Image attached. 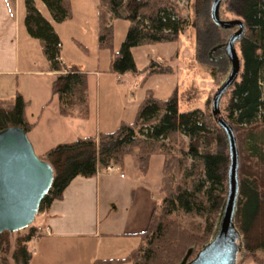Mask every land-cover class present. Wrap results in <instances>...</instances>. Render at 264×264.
Segmentation results:
<instances>
[{
    "label": "trees",
    "instance_id": "16d2710c",
    "mask_svg": "<svg viewBox=\"0 0 264 264\" xmlns=\"http://www.w3.org/2000/svg\"><path fill=\"white\" fill-rule=\"evenodd\" d=\"M204 1L196 0L197 4ZM24 2L26 31L40 42L50 71L56 74L52 93L58 97L60 114L69 117L79 110V115L86 117L87 74L62 62L60 37L37 8V2H41L52 21L62 24L72 18L70 0ZM236 2L246 24L240 46L243 73L231 88L226 112L232 126L243 135L249 166L239 176L235 226L245 246L241 263L250 260L252 264H264V254L260 256L264 253V0ZM100 8L102 46L110 47L113 36L108 15L129 22L126 37L111 63V71L117 75L138 74L133 49L178 43L186 26L174 0H100ZM145 71L148 75L173 74L156 62ZM27 104L20 93L13 99L0 100V131L20 127L31 133L36 123L27 119ZM222 132L208 112H182L178 88L166 101L148 91L132 124L123 122L114 133L59 144L40 158L52 166L54 181L38 214L43 221L76 178H94L100 169L122 165L127 156L135 157L138 170L147 176L152 158L161 156L163 199L155 207L147 229L139 235L144 246L123 260L95 264H182L192 253L191 262L214 238L227 200V157L219 150ZM41 227L32 225L17 236L12 252L16 264L31 263L32 243ZM11 234H0V253L7 254L10 249ZM0 264L9 262L4 258Z\"/></svg>",
    "mask_w": 264,
    "mask_h": 264
},
{
    "label": "rangeland",
    "instance_id": "374dc122",
    "mask_svg": "<svg viewBox=\"0 0 264 264\" xmlns=\"http://www.w3.org/2000/svg\"><path fill=\"white\" fill-rule=\"evenodd\" d=\"M174 1L178 4V10L183 19L186 20L181 41L133 49L132 53L138 74L117 75L112 73L111 63L113 55L119 51L126 37L129 22L114 20L111 15H108L113 36L110 47L102 46L99 40L100 0H70L72 18L62 24H56V31L60 36L61 56L64 62L69 66L82 69L87 74L88 114L86 117L80 116L79 110H75V114L69 117L60 114L58 97L53 96L52 93V82L56 75L50 71L40 42L30 37L28 39L25 30L20 49L19 74L15 77H0V100L13 99L17 93L24 97L28 103L26 108L27 119L30 123H36L31 138L33 141L35 137L39 138L42 141L41 145L47 151L59 144L71 143L79 138L96 137L101 133H114L123 122L132 124L148 91H152L156 98L166 101L178 88L182 112L199 109L208 112L213 117V97L228 78L231 72V64L224 57V51L220 50L214 53L213 58L217 62L210 60L212 54L209 59V52L214 46L227 43L236 30H224L213 23L211 7L214 0H205L199 4L196 0ZM19 14L20 19H23L26 14L24 0L19 1ZM44 15L48 20H51L45 8ZM219 17L224 22L242 20L236 0H225L220 7ZM240 46V43L236 44L241 65L238 82L243 73ZM151 62H156L162 68L171 69L173 74L148 75L145 70ZM230 99L231 90L223 96L220 110L222 117L232 125L226 112ZM232 127L239 149V176H241V172L249 166V163L246 160L245 149L242 145L243 135L234 126ZM221 135L222 145L219 150L227 157V178L230 166L229 146L225 134L222 132ZM34 151L39 158H43L44 155L40 154L42 152L40 149L36 148ZM133 159L136 158L125 157L122 165H114L115 171L112 174L118 176L122 171L121 167L124 165L123 172L128 175L133 166ZM162 159L161 156L152 158L151 174L149 173L150 185L153 187L154 207L161 202V193L158 189L162 186ZM103 170L104 168L102 173H104ZM140 195V190L136 187L123 189L122 194L117 198V202H125V207L123 208L122 205L120 214L125 213V210L130 213L136 209L139 205ZM117 202L113 203L116 204ZM115 204L112 205L114 212L117 210ZM220 218L221 214L218 226ZM38 224H42L39 214H37L33 226ZM28 229L11 234V247L7 254L4 251L0 253V263L6 258L9 264H16L12 260V252L17 236L24 234ZM191 254L185 258L184 262L190 261ZM263 254L261 253L260 256ZM243 257L244 251L240 255V262Z\"/></svg>",
    "mask_w": 264,
    "mask_h": 264
},
{
    "label": "crops",
    "instance_id": "0c3cea01",
    "mask_svg": "<svg viewBox=\"0 0 264 264\" xmlns=\"http://www.w3.org/2000/svg\"><path fill=\"white\" fill-rule=\"evenodd\" d=\"M19 1L0 0V77H15L19 74L24 30L29 37L24 24L26 14L23 19L18 15ZM37 8L45 17V6L37 2ZM48 21L56 30V23L52 19ZM61 60L65 64L62 56ZM32 134L29 133V139L33 148L40 149V154L45 155L49 150L41 145L39 138L35 137L33 141ZM121 169L118 176L112 174L115 170L104 169L102 173L100 169L94 178H76L71 183L63 199L52 204L42 221L41 228H50L51 234L33 241L30 264H95L98 261L123 260L144 246L139 235L147 229L155 209L153 187L149 181L151 165L147 176L138 170L136 159H133L128 175L123 172L124 165ZM130 187L140 190L139 205L130 213L125 210V213L120 214L125 202H117V198L123 189ZM114 204L116 212L112 209ZM243 264L252 262L248 260Z\"/></svg>",
    "mask_w": 264,
    "mask_h": 264
},
{
    "label": "water",
    "instance_id": "95a60500",
    "mask_svg": "<svg viewBox=\"0 0 264 264\" xmlns=\"http://www.w3.org/2000/svg\"><path fill=\"white\" fill-rule=\"evenodd\" d=\"M224 1H213L211 19L224 30L237 31L225 45L231 72L213 97L212 114L229 146L227 200L214 238L193 261L186 260L183 264H239L240 255L245 248L235 226L239 194V149L232 125L221 115L220 103L223 96L238 82L241 65L236 44L241 45L246 34V24L243 19L226 22L220 19L219 10ZM53 181L52 166L36 155L24 129L13 127L0 131V234L16 233L32 226Z\"/></svg>",
    "mask_w": 264,
    "mask_h": 264
},
{
    "label": "flooded vegetation",
    "instance_id": "af4514ba",
    "mask_svg": "<svg viewBox=\"0 0 264 264\" xmlns=\"http://www.w3.org/2000/svg\"><path fill=\"white\" fill-rule=\"evenodd\" d=\"M236 31H237V29H235ZM235 31V32H236ZM234 32V33H235ZM231 37V36H230ZM225 45H226V43L225 44H223V45H221V46H214V48H212V50L210 51V52H212V53H210L209 52V59H210V55L212 54V59H210L212 62H217L213 57H214V53H216V52H219L220 50H222V51H224V57L228 60V62H229V64H231V62H230V60H229V58H228V56H227V53H226V50H225Z\"/></svg>",
    "mask_w": 264,
    "mask_h": 264
},
{
    "label": "built area",
    "instance_id": "2783aa9c",
    "mask_svg": "<svg viewBox=\"0 0 264 264\" xmlns=\"http://www.w3.org/2000/svg\"><path fill=\"white\" fill-rule=\"evenodd\" d=\"M106 170L107 171H113V170H115V168H114V166H109L106 168ZM50 234H51L50 228L44 227V228L40 229L37 238L42 237V236H50Z\"/></svg>",
    "mask_w": 264,
    "mask_h": 264
}]
</instances>
